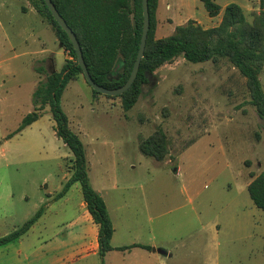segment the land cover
<instances>
[{
    "label": "rangeland",
    "instance_id": "374dc122",
    "mask_svg": "<svg viewBox=\"0 0 264 264\" xmlns=\"http://www.w3.org/2000/svg\"><path fill=\"white\" fill-rule=\"evenodd\" d=\"M214 1L225 7L252 6L253 0ZM171 5L161 10L157 38L190 21L216 27L224 10L210 17L200 0ZM261 10L246 11L248 20ZM65 62L66 51L31 0H0V238L31 219L38 202L51 205L48 228L0 247V264H68L64 241L75 247L89 239L82 233L71 238L82 227L71 219L82 213L80 183L58 198L74 157L56 135L50 108L15 133L34 109L36 88ZM150 78L127 113L120 98L95 96L84 75L62 98L84 143L92 185L110 204L115 244L156 243L173 254L154 262L115 251L105 264H264V210L248 192L252 176L264 172V120L251 104L246 79L227 60L195 64L183 57ZM261 81L264 86V70ZM159 129L169 140L163 162L139 148L140 136ZM70 264L102 260L88 256Z\"/></svg>",
    "mask_w": 264,
    "mask_h": 264
},
{
    "label": "trees",
    "instance_id": "16d2710c",
    "mask_svg": "<svg viewBox=\"0 0 264 264\" xmlns=\"http://www.w3.org/2000/svg\"><path fill=\"white\" fill-rule=\"evenodd\" d=\"M34 9L52 27L62 49L69 51L72 60H66L61 71L52 72L33 94L34 109L22 121L15 132L21 133L36 123L50 108L56 123L55 132L73 154L71 177L58 198L65 196L71 187L80 183L83 199L93 221L99 227L98 244L102 264L106 256L115 250L112 240L114 224L102 195L97 192L89 176L86 149L80 136L70 126L62 107V98L68 85L84 75L78 64L77 52L68 34L56 22L44 0H31ZM210 17H218L222 7L214 0H200ZM60 15L76 34L84 59L94 81L108 89L123 87L130 78L136 62L144 25L142 0H52ZM263 2V0H262ZM159 0H149L151 28L145 56L138 77L129 91L118 97L125 113L138 103L143 87L160 68L183 57L190 63H218L227 60L246 79L251 104L264 120V86L261 74L264 70V9L252 13L248 20L244 9L231 3L223 10L218 26L204 28L190 21L178 26L171 36L157 38L156 13ZM44 72L45 69H39ZM89 85V84H88ZM90 86V85H89ZM91 87V86H90ZM93 90V89H92ZM95 96L102 95L93 90ZM14 135V134H13ZM10 135L9 138L13 137ZM143 155L163 162L169 154V140L159 129L152 136L139 137ZM248 192L256 207L264 210V172L253 175ZM44 213V207L21 228L0 238V247L19 241L36 224ZM150 246L132 245L118 248L120 251Z\"/></svg>",
    "mask_w": 264,
    "mask_h": 264
},
{
    "label": "crops",
    "instance_id": "0c3cea01",
    "mask_svg": "<svg viewBox=\"0 0 264 264\" xmlns=\"http://www.w3.org/2000/svg\"><path fill=\"white\" fill-rule=\"evenodd\" d=\"M249 3H252V6H254V8L252 6H249V4L245 5V6L240 5L244 9L245 12L249 11V10L259 11L261 9H264V0H263V2H262V0H253L251 2L249 1ZM257 5H259V8L256 7ZM225 7H222V10H223V8L225 9ZM171 9H172L171 0H159V6H158L157 13H156L157 26L159 23V19L161 18V10H171ZM63 50L64 49H62V51ZM43 51H44L43 52L44 54L48 53L47 49H44ZM66 60H67V55H66ZM67 180H69V178ZM72 187H71V189H72ZM71 189L69 190V192L71 191ZM97 192H99L102 195V197L104 198L106 205L108 207L110 216L112 218L114 228H115V233H114V237L112 240V245L115 248V250L112 251L111 253H114L115 251H119L120 253L124 254L125 258L127 257L125 255H128L129 257L131 255H136V256L141 257L142 259H149V260H152L154 262H160L161 261L160 257H172L173 256L172 252L168 251L167 249H165L164 247H162L161 245L156 244V243H148L147 244V243L132 242V243H127V244H123V245H116L115 242H116V236H117L116 235L117 229H116V226L114 223L113 215L111 213L110 204H109V202L106 201L102 192H100V191H97ZM46 204H47V206H46ZM44 206H45V211H44L43 215L36 222V224L30 229L29 232L34 231L39 226H44V228L46 227V229L48 228L47 227V221L49 219L48 218L49 215L51 214V205H49V202H38V204L35 207V210H37V212H38L40 210V208H42ZM80 211H82V213H80L79 217L76 216V218H75L74 216H72L71 219L75 220L73 222V224L79 223L82 226L80 228L81 231L78 232V235H77V233L76 234L74 233L73 235H71L72 236L71 238H75V237L81 238V233H82L84 235L83 239L85 238V240H86V237H88L89 239L86 242H82L80 245H77V246L74 245L75 247L69 246L67 241H66V243L64 241V244H66V252L68 254V258L66 260V262L68 264L74 262L78 258H83V257H88V256H90V257L99 256V254H98L99 253V244H98L99 227H98V225H96L94 223L92 216L88 212L86 204L84 202V199H83V202H81V204H80ZM68 214H71V212L68 210V208H66V217L71 216ZM72 227H73V225H72ZM132 245L150 246L152 248V250H148V249H145L142 247H135V248H132V249L126 250V251L118 250V248L126 247V246H132ZM83 248H85V249H83ZM158 250L166 251V255L160 254L158 252ZM135 251H141L143 254H134V253H136Z\"/></svg>",
    "mask_w": 264,
    "mask_h": 264
},
{
    "label": "water",
    "instance_id": "95a60500",
    "mask_svg": "<svg viewBox=\"0 0 264 264\" xmlns=\"http://www.w3.org/2000/svg\"><path fill=\"white\" fill-rule=\"evenodd\" d=\"M46 5L48 6L50 12L52 13L54 19L56 22L61 26V28L68 34L76 52H77V58H78V64L82 68L85 79L87 83L91 86V88L104 95V96H110V97H118L126 93L131 89V87L134 85L139 71L141 67V62L145 56V51H146V45H147V40L151 28V19H150V11H149V0H142V5H143V14H144V25H143V34H142V39H141V44H140V49L139 53L136 59V62L134 64V68L132 70V73L130 75L129 80L127 83L118 89H108L106 87H103L99 84H97L92 75L90 74L88 67L86 65L83 51L80 45V42L76 36V34L72 31V29L68 26L67 22L65 19L60 15L59 11L57 10L56 6L52 2V0H44ZM62 46V45H61ZM158 252L162 255H166V251L164 250H158Z\"/></svg>",
    "mask_w": 264,
    "mask_h": 264
},
{
    "label": "built area",
    "instance_id": "2783aa9c",
    "mask_svg": "<svg viewBox=\"0 0 264 264\" xmlns=\"http://www.w3.org/2000/svg\"><path fill=\"white\" fill-rule=\"evenodd\" d=\"M66 55L68 56L69 60H72V56L70 55L69 51H66Z\"/></svg>",
    "mask_w": 264,
    "mask_h": 264
}]
</instances>
